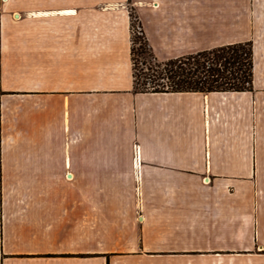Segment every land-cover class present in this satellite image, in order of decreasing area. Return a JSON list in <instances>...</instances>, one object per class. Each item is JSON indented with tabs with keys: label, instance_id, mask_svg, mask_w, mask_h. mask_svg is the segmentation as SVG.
Segmentation results:
<instances>
[{
	"label": "crops",
	"instance_id": "1",
	"mask_svg": "<svg viewBox=\"0 0 264 264\" xmlns=\"http://www.w3.org/2000/svg\"><path fill=\"white\" fill-rule=\"evenodd\" d=\"M131 10L159 61L250 41L251 90L135 92ZM247 256H264V0H0V264Z\"/></svg>",
	"mask_w": 264,
	"mask_h": 264
},
{
	"label": "trees",
	"instance_id": "2",
	"mask_svg": "<svg viewBox=\"0 0 264 264\" xmlns=\"http://www.w3.org/2000/svg\"><path fill=\"white\" fill-rule=\"evenodd\" d=\"M142 34L143 38L137 37L139 46L131 51L135 92L251 90L253 48L250 41L159 61ZM135 54L141 57L140 62H136Z\"/></svg>",
	"mask_w": 264,
	"mask_h": 264
},
{
	"label": "rangeland",
	"instance_id": "3",
	"mask_svg": "<svg viewBox=\"0 0 264 264\" xmlns=\"http://www.w3.org/2000/svg\"><path fill=\"white\" fill-rule=\"evenodd\" d=\"M131 18H130V46H131V51L132 48L135 47L137 48L140 44V41L137 40V37H142L143 38V29L141 27L140 21L139 19L136 17V14L134 13L133 10H131V14H130ZM140 33H139V32ZM144 33V32H143ZM131 58H132V53H131ZM134 58L136 60V62H140L141 57L137 54L134 55ZM140 65V63H138ZM257 262L259 261L261 264H264V256L260 257V259H256ZM223 262V261H222ZM230 263L227 264H254L253 260L251 259L250 256L247 257H239V258H235L233 257L232 260L229 261ZM256 264H259V262ZM196 264H219L217 261L214 260H209V259H198L197 258V262Z\"/></svg>",
	"mask_w": 264,
	"mask_h": 264
},
{
	"label": "built area",
	"instance_id": "4",
	"mask_svg": "<svg viewBox=\"0 0 264 264\" xmlns=\"http://www.w3.org/2000/svg\"><path fill=\"white\" fill-rule=\"evenodd\" d=\"M139 32V31H138ZM140 33V32H139Z\"/></svg>",
	"mask_w": 264,
	"mask_h": 264
}]
</instances>
